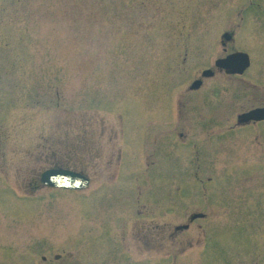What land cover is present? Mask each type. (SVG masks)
<instances>
[{
  "label": "rangeland",
  "instance_id": "1",
  "mask_svg": "<svg viewBox=\"0 0 264 264\" xmlns=\"http://www.w3.org/2000/svg\"><path fill=\"white\" fill-rule=\"evenodd\" d=\"M261 105L264 0H0V264H264Z\"/></svg>",
  "mask_w": 264,
  "mask_h": 264
},
{
  "label": "water",
  "instance_id": "2",
  "mask_svg": "<svg viewBox=\"0 0 264 264\" xmlns=\"http://www.w3.org/2000/svg\"><path fill=\"white\" fill-rule=\"evenodd\" d=\"M226 39L231 38L230 34L225 35ZM217 66L227 69L228 73H243L250 65V58L245 53H236L226 59L217 61ZM209 75V71L204 75ZM244 119H262L264 118V108L256 109L243 116ZM50 186L64 187L70 189L87 188L90 181L80 173L64 169H52L43 173L42 180Z\"/></svg>",
  "mask_w": 264,
  "mask_h": 264
},
{
  "label": "flooded vegetation",
  "instance_id": "3",
  "mask_svg": "<svg viewBox=\"0 0 264 264\" xmlns=\"http://www.w3.org/2000/svg\"><path fill=\"white\" fill-rule=\"evenodd\" d=\"M233 38L234 37L231 34V38H229V41H227L226 43H222V46H223V49H224L225 52H227V49H226L227 43L230 42L231 40H233ZM257 48L260 51L263 50L262 47H261V43H258V47ZM236 52H245L246 53V51H235V52H232V53L227 54L225 57H227L230 54L236 53ZM225 57H221V58H225ZM221 58H217V60L214 61V65H212V67H209V68L204 69L201 72V77H199L198 79L193 80V82L189 86V89L188 90H190V91L200 90L206 84L205 79L208 80V79L214 78V77H216L217 73H219V72L220 73H224V74H226L227 77H230V78H233V79H239V78L242 79L248 73V71L252 68L253 61H252V57L250 56L251 65L247 69H245L243 71V73H228L227 72V69L222 68V67H219L216 64L217 61H218V59H221ZM213 68H215V69H213ZM207 70L209 71V75L208 74L207 75H204V72L207 71ZM224 85L225 84H223L222 91H220L221 93L219 92V90H217L215 88H214L215 90H211V91L213 92V94L215 93V95L218 94V96H221V94L222 95L225 94L226 99H227V97L229 96V93L230 92H229L228 86L227 87H224ZM260 108H264V105H261V106H258V107H254V108H250L249 110L244 111V112L238 114L236 116L237 122L234 124L233 127H235L238 130L239 129L240 130H244V128H246L248 126L252 127L253 130L259 129L261 125H264V118H262V119H250V120H246V119L243 118V116L245 114H247V113L255 110V109H260ZM180 135H181V137L184 136V134H182V133ZM42 185H44V184L42 183ZM39 186H41V185H39L37 183V186L36 187H39ZM205 216H206L205 213L204 214H202V213H194L191 216V218H190V222H194L195 219L202 218V217H205ZM194 217H196V218L194 219Z\"/></svg>",
  "mask_w": 264,
  "mask_h": 264
}]
</instances>
